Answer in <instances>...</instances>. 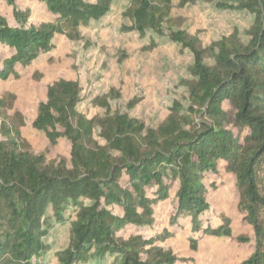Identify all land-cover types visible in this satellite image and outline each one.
Returning <instances> with one entry per match:
<instances>
[{"label":"trees","instance_id":"obj_1","mask_svg":"<svg viewBox=\"0 0 264 264\" xmlns=\"http://www.w3.org/2000/svg\"><path fill=\"white\" fill-rule=\"evenodd\" d=\"M17 1L0 0L13 9L18 25L10 26L0 14V45L11 51L0 59L1 81L51 53L58 35L83 41L82 30L100 23L117 2L36 0L52 20L32 23L30 11ZM214 2L219 10L252 17L245 39L234 28L205 48L173 16L176 3L183 9ZM122 17L130 23L124 32L142 39L148 33L166 36L190 52L186 103L175 101L164 122L153 128L113 111L111 92L95 100L104 115L89 119L79 110L81 84L59 79L47 87L32 123L49 142L48 149L37 152L23 137L26 122L14 111L15 96L3 95L0 264H49L51 254L54 264H177L183 260L161 246L172 232L150 238L126 232L153 228L154 206L174 193L171 224L180 226L179 218H189L194 232L230 238L226 217L216 228L205 229L201 221L210 209L205 179L218 174L221 165L235 178L239 210L254 233L253 253L241 264H264V0H129ZM138 103L134 99L128 108ZM61 140L70 145V159L50 160V149ZM57 228H66L67 239L54 251L49 238Z\"/></svg>","mask_w":264,"mask_h":264},{"label":"rangeland","instance_id":"obj_2","mask_svg":"<svg viewBox=\"0 0 264 264\" xmlns=\"http://www.w3.org/2000/svg\"><path fill=\"white\" fill-rule=\"evenodd\" d=\"M129 0H117L112 12L100 23L84 28L83 41L70 42L64 36L55 37L51 53L40 57L31 67L17 69V76L7 81L0 80V98L10 93L15 96L14 111L25 117L23 137L37 152L49 148L44 133L35 130L32 123L37 115L39 103L46 100L47 87L59 79L78 81L82 88L79 110L89 119L103 116L105 111L95 100L104 98L111 92L109 103L113 111L128 113L156 128L168 117L175 101L186 103L184 81L190 80L189 68L193 60L189 51L172 43L166 36L148 33L142 39L137 33L124 32L123 26L130 23L122 17ZM17 6L29 10L30 22L42 23L52 20L45 5L36 0H18ZM0 14L12 27H17L13 9L0 3ZM175 18L181 19V28L192 36H197L208 48L222 37L238 28L243 34L251 25L252 17L240 11L219 10L216 3H196L173 11ZM89 42V46L87 45ZM155 43L156 46L151 47ZM147 48H150L147 50ZM11 51L0 45V59L4 60ZM140 100L134 108L128 104ZM98 139V135H97ZM70 145L61 140L49 151L50 160L70 159ZM208 186L207 201L210 209L202 218L203 228H216L223 224V217L231 222L232 236L216 238L192 231L189 218L178 219L180 226L171 224L175 217L176 198L154 206L156 221L153 228H129L130 235L150 238L165 232H172L161 246L170 248L183 261L177 264H241L253 253L254 233L244 221L239 210V192L234 176L228 174L221 165L218 174L205 179ZM214 185L215 187L211 186ZM239 238H248L249 243ZM66 228H57L49 238L56 251L65 244ZM193 241L196 242L194 248ZM51 254L47 261L54 264Z\"/></svg>","mask_w":264,"mask_h":264}]
</instances>
